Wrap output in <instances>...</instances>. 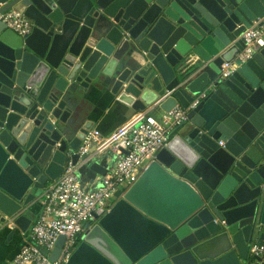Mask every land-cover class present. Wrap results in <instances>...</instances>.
<instances>
[{"label": "water", "instance_id": "95a60500", "mask_svg": "<svg viewBox=\"0 0 264 264\" xmlns=\"http://www.w3.org/2000/svg\"><path fill=\"white\" fill-rule=\"evenodd\" d=\"M11 9L34 29L0 21V233H30L46 185L80 163L94 127L73 115L81 91L107 85L137 113L205 92L68 264H264L250 256L264 245V48L221 79L264 0H0Z\"/></svg>", "mask_w": 264, "mask_h": 264}, {"label": "built area", "instance_id": "2783aa9c", "mask_svg": "<svg viewBox=\"0 0 264 264\" xmlns=\"http://www.w3.org/2000/svg\"><path fill=\"white\" fill-rule=\"evenodd\" d=\"M0 21L21 37L29 36L34 29L33 22L18 9L0 13ZM260 23L256 22L242 35L246 46L234 61L222 64L221 79L229 78L264 48V25ZM205 97L203 92L187 109L177 106L160 116L140 112L109 136L98 130L90 131L78 152L80 163L84 164L94 149L97 155L112 152L113 165L91 186H86L79 177L81 164L69 161L63 175L44 188L39 200L41 215L30 229L29 241L9 264H68L86 224L97 222L111 211L115 194L127 192L138 181L156 159L158 147L168 143L170 133L187 120L188 113ZM61 236L65 237V244L53 262L50 256ZM250 256L264 259V245L252 244Z\"/></svg>", "mask_w": 264, "mask_h": 264}, {"label": "crops", "instance_id": "0c3cea01", "mask_svg": "<svg viewBox=\"0 0 264 264\" xmlns=\"http://www.w3.org/2000/svg\"><path fill=\"white\" fill-rule=\"evenodd\" d=\"M71 108L74 116L92 121L94 123L92 130H98L103 136H109L138 114L131 107L120 103L107 85L97 86L86 92L81 91L79 95L72 98ZM146 112L156 116L164 113L154 108ZM113 162L112 152L106 151L104 154L97 155L95 150L91 149L89 158L84 164L80 163L81 182L86 186H91L101 173L113 165ZM12 180L15 181L14 178ZM41 212L42 207L38 201L29 211L30 219L33 221L31 227L39 219ZM28 241L29 233L23 234L17 230L13 234L11 229L2 231L0 233V264H9Z\"/></svg>", "mask_w": 264, "mask_h": 264}, {"label": "trees", "instance_id": "16d2710c", "mask_svg": "<svg viewBox=\"0 0 264 264\" xmlns=\"http://www.w3.org/2000/svg\"><path fill=\"white\" fill-rule=\"evenodd\" d=\"M80 241H81V237L79 238L78 243H80Z\"/></svg>", "mask_w": 264, "mask_h": 264}]
</instances>
